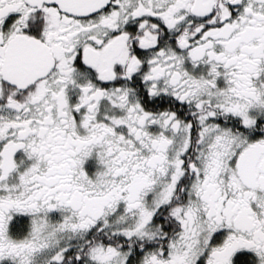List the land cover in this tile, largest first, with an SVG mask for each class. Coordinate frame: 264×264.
Returning <instances> with one entry per match:
<instances>
[{"label": "snow or ice", "instance_id": "6c2138e0", "mask_svg": "<svg viewBox=\"0 0 264 264\" xmlns=\"http://www.w3.org/2000/svg\"><path fill=\"white\" fill-rule=\"evenodd\" d=\"M0 264H264V0H0Z\"/></svg>", "mask_w": 264, "mask_h": 264}]
</instances>
